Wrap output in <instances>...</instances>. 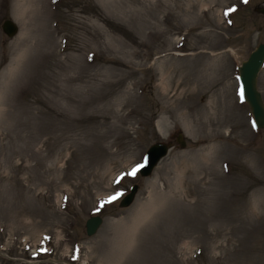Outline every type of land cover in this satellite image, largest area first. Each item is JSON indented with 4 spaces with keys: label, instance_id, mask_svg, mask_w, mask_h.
<instances>
[{
    "label": "rangeland",
    "instance_id": "374dc122",
    "mask_svg": "<svg viewBox=\"0 0 264 264\" xmlns=\"http://www.w3.org/2000/svg\"><path fill=\"white\" fill-rule=\"evenodd\" d=\"M28 1L19 21L0 0V264H264V128L236 66L264 0Z\"/></svg>",
    "mask_w": 264,
    "mask_h": 264
},
{
    "label": "water",
    "instance_id": "95a60500",
    "mask_svg": "<svg viewBox=\"0 0 264 264\" xmlns=\"http://www.w3.org/2000/svg\"><path fill=\"white\" fill-rule=\"evenodd\" d=\"M264 12V7H260L257 9ZM2 32H4L7 36H13L18 30V26H16L15 22L12 21V18H5L1 22ZM264 61V43H257V46L250 50L247 58L241 60L239 64H237V76H239V85L241 86L240 96L243 97L246 104L250 108V114L253 117V125L258 128H264V99L260 93L256 85V80L258 78V71L261 70L262 64ZM243 86V87H242ZM243 89V90H242ZM175 141L178 142L179 146L182 148L186 144V140L182 137L181 132H178L175 135ZM171 146V142L160 141L157 143H152L149 147L146 148V153L150 152V157L148 159V164L143 167V169H139V173L142 176L149 174L151 168L156 164V161L159 157H163V155L167 152V148ZM141 164V163H140ZM139 164V165H140ZM138 188V184L134 183L130 186V188L124 193V197H121L118 201V205L127 206L129 202L134 199V193ZM86 220L84 221L85 233L87 235L94 234L98 229L100 222L102 221V216L95 213L94 215L89 214Z\"/></svg>",
    "mask_w": 264,
    "mask_h": 264
},
{
    "label": "bare ground",
    "instance_id": "6f19581e",
    "mask_svg": "<svg viewBox=\"0 0 264 264\" xmlns=\"http://www.w3.org/2000/svg\"><path fill=\"white\" fill-rule=\"evenodd\" d=\"M26 0H17V2H16V4L15 5H18V12L16 13V18L17 19H19V21H23V15L24 16H26V11H27V9H28V4H27V2H25ZM30 1V4H32V0H29ZM28 1V2H29ZM27 14H28V12H27ZM19 59V54H17V56H15V58H14V60H13V65H11L10 67H9V71L7 72V74H11L14 70H15V67H16V62H17V60ZM12 63V62H11ZM17 70H18V68H17ZM14 73V72H13ZM9 78V77H8ZM243 87V86H242ZM243 90V89H242ZM149 157H150V152H148V153H146V155H145V157H144V161H143V163H141L140 165H143V167L145 166V165H147L149 162H148V159H149ZM143 167H141L140 169L142 170L143 169ZM125 195V194H124Z\"/></svg>",
    "mask_w": 264,
    "mask_h": 264
},
{
    "label": "snow or ice",
    "instance_id": "6c2138e0",
    "mask_svg": "<svg viewBox=\"0 0 264 264\" xmlns=\"http://www.w3.org/2000/svg\"><path fill=\"white\" fill-rule=\"evenodd\" d=\"M245 2H247V0H245ZM231 11H235V9H229V10H228V12H231ZM227 14H228V13L226 12L225 15H227ZM141 167H143V165H138L136 168H133L131 172L127 173V175H132V176H134V175L136 174V172L139 171V169H140ZM122 178H123V177H118V178H117V183H119L120 179H122ZM119 195H120V194L117 193L116 196H112V197H110L108 201H102L100 206L103 207V205H104L105 203H109V202H111L112 200H115Z\"/></svg>",
    "mask_w": 264,
    "mask_h": 264
},
{
    "label": "flooded vegetation",
    "instance_id": "af4514ba",
    "mask_svg": "<svg viewBox=\"0 0 264 264\" xmlns=\"http://www.w3.org/2000/svg\"><path fill=\"white\" fill-rule=\"evenodd\" d=\"M172 142H174V141H172Z\"/></svg>",
    "mask_w": 264,
    "mask_h": 264
}]
</instances>
